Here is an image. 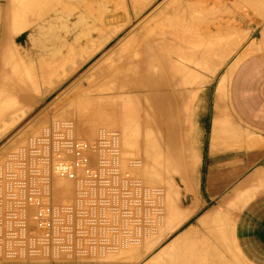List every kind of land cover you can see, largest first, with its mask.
Here are the masks:
<instances>
[{
    "label": "bare ground",
    "instance_id": "6f19581e",
    "mask_svg": "<svg viewBox=\"0 0 264 264\" xmlns=\"http://www.w3.org/2000/svg\"><path fill=\"white\" fill-rule=\"evenodd\" d=\"M55 1L58 0H0V60L2 61L0 121L5 123L2 125L0 122V132H3L2 128L5 126L7 129L15 127L16 122L22 119L20 117H25L33 105L41 102L43 95L50 90L48 87L56 85L57 81L61 85L63 80L68 79L60 87L64 91V89L67 90V86H70L68 85L70 81L76 77L80 78L76 79V82L74 81L73 88L70 86V89L77 90L76 93L78 88L81 91L80 88L87 79L95 76L98 77L97 80L95 77V80L91 81L92 84L89 82L86 85L91 84L88 88L84 86L85 89H81L84 92H87L86 89L91 90L92 93L96 91L98 94H93V99L91 98L92 94L90 97L88 95L89 99L86 98L89 92H85L86 95L81 92L85 97L83 95L81 97L79 93L78 98L76 97L77 100L74 98V101L70 97V99L72 98V102H69L70 106L67 104L69 106L67 108L65 105L61 108L62 111L69 115L70 112H73L71 109L75 108L86 113L88 108L93 111L97 109V105H100L101 109L104 106L114 105L118 109L116 113L119 112V115L123 117L121 122L117 120V123L125 130H117L118 132L102 130L99 131L96 138H91V135L96 133L95 131L90 132V129L95 128L94 130H96L97 122L95 125L84 124L87 122L85 117L89 112L83 113L84 119L80 114L77 120L75 116L71 115L67 116L71 120L63 119L64 116L62 118L56 116L54 117L55 121H52L53 123L49 127L45 126L41 132L37 130V126L34 127V136L29 141H23L25 145L17 147L18 154H11L9 161L3 166L1 162L0 191L2 192L4 189L11 191V185L15 184L14 180H18L23 185H40L44 189L39 188L38 191L45 193V205L54 207L67 205L70 208L71 206H82L83 201L86 203L85 199H88L91 204H95L96 197H100V199L106 197L105 200L99 199L100 203L111 202V204L97 205L93 208L92 214L101 215L102 218L98 225L93 222L91 228L95 229L98 226L97 228L101 229L103 233L104 227L111 223L110 226L115 234L111 240L113 243H100L98 246L88 245L98 249L94 251L63 253L57 249V245H52L53 249L50 250V253L8 251L6 254L10 257L17 255V258H21L17 264H35L37 259L47 261L46 264H78V257L84 259L85 264H94L96 261L93 258L100 257L99 261H105L102 259H114L118 255H125V258L129 256L128 264H145L147 260H150L149 264H205L206 257H197V245L194 241H181L182 238L176 236L178 240H171L169 244L163 245L158 252L151 256V259L146 261H143V257L156 246L152 241L157 240L156 242L159 244L162 238L158 235L153 236L155 231H153L154 234H151L150 239L145 237V246L148 251L146 248L136 245L135 241L139 242L140 238L137 239V237H141L145 232V221L147 216H150V206H156L160 202L166 207L165 223L158 228L160 236H163L164 233L166 236L168 232L176 229L187 217L185 214L187 212L175 207L181 199V189L175 178L178 175L180 177L185 175L195 164L194 148L191 144L195 139L192 125L197 124V113H201L203 108V95L206 93L207 87L215 80L218 72L240 45L250 37L252 31L245 30L248 26L243 28L246 25L243 22L247 21V16L243 17L245 16L244 11H240L233 14L232 22L229 18L230 24H228L229 20L221 22L222 15L228 11L225 12L224 0V3L219 1L221 4L218 1L211 3L213 7L217 6L215 3H218L220 7L215 9L220 12H217L218 10L214 12L215 9L213 11L210 4L208 5L210 10L208 7L204 9L202 7L199 11H194V9L197 10L198 5L202 4L195 0H149V3H145V0H67V6H65L70 8V13L79 7L81 9L75 13L77 19L73 20L74 22L68 21L67 26L64 29L61 28L67 34L65 40L66 35L64 36L59 32L60 29L54 26L56 17L51 15V18H45L46 16H44L47 15V12H54ZM72 1H76L74 7H70L73 4ZM207 2H203L204 6ZM252 2L254 3V1ZM259 3H254L255 6L259 5L256 11L264 16V0ZM229 4L231 7H236L239 2L235 3V6L232 3ZM145 7L147 9L153 7L150 12L146 13L148 14L146 17ZM223 8H225L224 11H222ZM248 8L244 7V10L248 11ZM232 12L235 11L226 13V16L228 17L229 13L232 15ZM218 15H221L220 22ZM41 16L44 18L42 19ZM227 17L224 19L226 20ZM254 19L250 21L254 22ZM197 23L199 26L207 23L204 27L202 26L205 31H199ZM212 25L215 27H211ZM262 31L264 36V29ZM25 34L27 35L25 36ZM114 40L116 43L113 44ZM31 45L41 48L50 57L49 61L43 60L40 63L38 61L37 64L40 66H35L34 59H28L25 55L31 50ZM261 49H264V42L258 43L254 39L246 48L244 55ZM181 57L185 61L179 63L178 58ZM234 69H229L221 78L219 89L224 93L227 92V85ZM83 75L85 81L82 78ZM47 81H49V85L46 83ZM44 84L47 86L46 90ZM130 87L140 88V91L126 92L125 89ZM63 93L68 95V92ZM79 97H84V99H79ZM143 106L144 114L140 120L144 121V125L136 112L139 107ZM131 110L133 112L130 113ZM93 113H91L92 117L95 115ZM119 115L114 114V117L117 118ZM223 120H217L220 127L222 125L220 121L223 122ZM9 122H12L10 127H8ZM223 123L225 127L230 124V122ZM24 130L28 131L29 128ZM24 130L23 132H25ZM22 134H20L22 138L26 136V133L23 136ZM77 135H89L90 138H80ZM15 136L18 137V135ZM200 136L201 131L198 130L196 139H200ZM216 136L218 137V135ZM108 137L109 139H106ZM103 145L110 148H104ZM5 149L8 150V148ZM15 150L17 151V149ZM188 157H191L190 163H186ZM0 161L2 160L0 159ZM8 170H12V172H8ZM72 172H74L73 175H71ZM133 174H137L136 177L140 176L136 187H134L136 180H134ZM17 176H20L21 180ZM142 176L145 177V180ZM185 177L187 178V174ZM145 183H148V186ZM151 184L154 187L156 184L162 186L150 188ZM144 185L147 186L145 191L143 190ZM24 194L25 192L22 194L16 191L10 192L9 196L18 201L10 199L5 201L9 205L18 202L15 204L22 210L21 216L25 218L21 223L26 226L28 221L33 222L34 220V234L32 232L30 237L38 236L41 231L35 217L40 215V207L32 200L25 201L23 198H18ZM143 198H147V200L143 201ZM0 200L4 201V199ZM108 213H111L114 219H104L105 216L109 217ZM44 215H48V213H44ZM210 218L214 221L213 217ZM216 220L218 219L216 218ZM223 223L227 225L222 226ZM223 223L219 228V242L230 254L233 251L227 235L228 221ZM118 224L125 226L126 229L130 227L127 230V238L119 231L125 228L121 227L120 229ZM80 227H82L80 231L83 235L81 238L86 239L84 225L81 223ZM22 230L24 233L25 227H22ZM136 233L141 236H136ZM85 239H80V245H85ZM142 240L144 239L142 238ZM1 246L2 244H0ZM62 246L59 245L60 248ZM142 249H145L146 252ZM193 249L195 250L193 251ZM0 254L4 253L0 252ZM28 255L35 260H24ZM226 259L228 258L226 257ZM108 264H112V262Z\"/></svg>",
    "mask_w": 264,
    "mask_h": 264
},
{
    "label": "crops",
    "instance_id": "0c3cea01",
    "mask_svg": "<svg viewBox=\"0 0 264 264\" xmlns=\"http://www.w3.org/2000/svg\"><path fill=\"white\" fill-rule=\"evenodd\" d=\"M263 27L264 22L256 27V32L261 28L262 37L258 39L255 33L241 55L254 39L264 42ZM1 66L0 60V69ZM220 81L214 92L213 83L210 86L207 109L192 125L195 164L186 173L188 179L186 174L175 178L181 189L180 203L175 207L189 215L185 213V220L168 232L158 247L182 238L181 241H194L197 256L206 257L205 264H214V256L223 257L221 264H264V49L238 62L226 93L219 89ZM216 119L231 125L227 129L228 125L220 121V127ZM198 130L200 139H196ZM189 159L186 163L191 162ZM165 213L158 217L156 233L165 223ZM227 221L233 251L230 254L218 237L221 224Z\"/></svg>",
    "mask_w": 264,
    "mask_h": 264
},
{
    "label": "rangeland",
    "instance_id": "374dc122",
    "mask_svg": "<svg viewBox=\"0 0 264 264\" xmlns=\"http://www.w3.org/2000/svg\"><path fill=\"white\" fill-rule=\"evenodd\" d=\"M60 1V2H59ZM161 1V0H160ZM196 2H202V4H200V5H198L197 6V10H195L194 9V11H199L202 7H203V9L206 7H208L209 8V4H210V8H211V6H212V8L211 9H213V11H214V9L217 7H220V5H218V3H219V1L220 0H202V1H200V0H195ZM205 1H208L207 3H206V6H204V4H203V2H205ZM217 2L218 1V3L216 4L215 3V5H217V6H215V7H213V5L211 4V3H214V2ZM244 1V3H241V2H243ZM243 1H241V0H236V1H234L233 0V2H232V0L231 1H227V2H229V3H232V5L233 6H235L236 4H238V2H239V5L237 6L236 5V7H231L230 5L231 4H229V3H227L226 2V0H224V2H223V0H221L220 2H222V3H224V5L226 6V10H225V8H223V10L222 11H224L225 10V12L228 14V12H231V11H235V12H232V15H230V13H229V15H228V17L226 16V13L224 14V12H221L222 14H224V15H222V21H221V15H218L219 17H220V20H219V22L221 21V22H226V21H228L229 20V18L231 19V22H232V18H233V14H237V12H242V11H244L243 13H245V16H243V17H246L247 16V21L246 22H243V23H245L246 25H244L243 26V28H246L247 26V28L245 29V30H251L252 31V33H251V35H250V37L249 38H247L241 45H240V47L235 51V53L231 56V58L227 61V63L225 64V66L218 72V75H217V77L215 78V80L212 82L213 83V85H212V83L207 87V91H206V93L203 95L204 96V105H203V108H202V110H201V113H197V122H198V120H199V116H201L202 115V113H203V110L204 109H207V103H208V91H209V88H210V86L212 85V87H211V91H215L216 90V87H217V82L221 79V77L226 73V72H228V70L229 69H234L236 66H237V64H238V62L242 59V58H244L245 57V55L244 54H242L241 55V52H242V50L244 49V47L250 42V40H251V38L254 36V34L256 33V37L258 38V39H260L261 37H262V32H261V28H259L258 29V31L256 32V27H259L263 22H264V16H262V15H260V13H258L257 11H256V8H257V6H259V5H257V6H255V2L256 3H259V2H262L263 0H248L247 2L245 1V0H243ZM252 1H254V3L252 2ZM62 2V3H61ZM67 0H58L57 2L55 1V6H54V12L53 11H50L49 13H50V15H48L49 13L47 12V15H44V16H46L45 18H51L52 16L51 15H53V17L55 16L56 18V20H54L55 22H56V24L54 25L55 27H57V28H59L60 30H59V32H61L62 34H64V36H65V40H66V38H67V34L64 32V30H61V28L63 27V29L65 28V26H67V22L68 21H70V22H72L73 20H75V19H77V15L75 14V13H77V11L79 10V9H81V7H79V9H74L73 10V12L72 13H70L71 12V10H70V8H67L66 6H67ZM70 2V1H69ZM76 3V1H72V3L73 4H71L70 5V7L71 6H73V5H76L75 3ZM59 3V4H58ZM65 3V4H64ZM145 3H149V0L148 1H146L145 0ZM197 3V4H198ZM227 3V4H226ZM236 3V4H235ZM250 3V4H249ZM219 4H221V3H219ZM242 4V5H241ZM244 4V5H243ZM247 4V5H246ZM252 4H253V6H252ZM260 4V3H259ZM66 5V6H65ZM227 5H229V6H227ZM243 6V7H242ZM74 7V6H73ZM228 7H229V9H228ZM239 9H238V8ZM244 7L246 8H248V7H251L250 9L248 8V11H246V10H244ZM77 8V7H76ZM146 9H145V17L146 16H148V14H146V13H148V12H150L151 10L150 9H152L153 7H149L148 9H147V7H145ZM210 8H209V10H210ZM232 8H233V10H232ZM234 8H235V10H234ZM238 10H237V9ZM56 9V10H55ZM241 9H243V10H241ZM70 10V11H69ZM216 10H218V9H215V11L214 12H216ZM237 10V11H236ZM60 11H62V12H60ZM212 11V13H214ZM246 11V12H245ZM217 12H220L219 10L217 11ZM248 12V13H247ZM42 14V13H41ZM249 14V15H248ZM251 14V15H250ZM133 15V14H132ZM213 15V14H212ZM44 16H41V18L43 19L44 18ZM51 16V17H50ZM70 16V17H69ZM210 16V15H209ZM219 17H217V19H219ZM225 17H227L226 18V20L224 19ZM232 17V18H231ZM251 17V18H250ZM253 18H255L253 21L254 22H252V21H250V20H252ZM216 19V18H215ZM74 22V21H73ZM229 23L228 24H230L231 22H230V20L228 21ZM208 23V22H207ZM207 23H204V24H202V26L204 27V25H206ZM198 24V23H197ZM227 24V23H226ZM201 25V24H200ZM197 26H199V24L197 25ZM202 26H199V31H201V30H203L202 29ZM208 26V25H207ZM206 26V27H207ZM205 27V28H206ZM211 27H215V26H211ZM208 29H209V27H207ZM215 29V28H214ZM203 31H205V29L203 30ZM202 32V31H201ZM27 34H25V36H26ZM61 36V35H60ZM24 39V38H23ZM60 39H61V37H60ZM58 42H60V41H58ZM113 44L114 43H116V40H114L113 42H112ZM60 46V45H59ZM59 46H57V47H59ZM31 47V50L27 53V54H25L26 56H27V58L28 59H34V65L35 66H40V65H38L37 64V62L39 61V63L41 62V61H43V60H46V61H49V56L41 49V48H35L33 45H31L30 46ZM23 50V49H22ZM245 52V51H244ZM241 55V56H240ZM240 57V58H239ZM181 60V61H180ZM183 60V61H182ZM178 61H179V63H181V62H184L185 61V59L184 58H178ZM93 62V61H92ZM90 64H91V62H90ZM89 64V66H91ZM96 77V76H95ZM95 77H93V78H90L89 80L87 79L86 81H85V79H84V75H83V79H84V85L81 87V88H83V89H85V87H87L88 88V86H90L92 83H91V81L92 80H95ZM76 79H80V78H75L74 80H72V81H70V83L68 84V85H70L72 88L74 87V83L77 81ZM98 79V77H96V80ZM68 80V79H67ZM67 80H63V82H61V85H60V82L58 83V81H57V84L56 85H52V84H50V85H52V87H48V88H50V90H48V88H47V90L48 91H46V93L47 94H44L43 95V100L41 101V102H39L38 104H35V105H33V107L30 109V110H28L27 111V113L25 114V117L23 116H21L20 118H22V119H20V121L18 120V122H16L17 124H16V126L15 127H11V128H8L7 129V127L5 126V128H2L3 129V132L1 133L0 132V159L2 160V161H0V164H1V162H2V166L3 165H5V163L7 164V162L9 161V158L11 157L10 155L11 154H18V152H19V150H18V148L17 147H20L21 145H25V143L23 142V141H29L33 136H34V132H33V130L35 131V128H36V126L38 127L37 128V130L38 131H42V130H44V127L45 126H50L51 125V123H53L54 121H55V119H54V117H56V116H60L61 118H62V116H64V118L63 119H69V118H67V116L69 117V115H71L72 117L73 116H75L76 118V120H77V117L81 114V116L83 117V119H84V117H85V115L84 114H87L88 112V114L86 115L87 117H85V120L87 121V122H85L84 124L85 125H95V123L97 122V127H96V130H94L95 128H93V129H90V132H93V131H95V135H91V138L92 137H94V138H96L97 136H98V133H99V131H102V130H105V131H110V130H114V131H117V130H119V131H123V130H125L124 129V127H120V125L117 123L118 121H120L121 122V120L123 119V117H121L120 115H119V112H117L116 113V111H118V109H117V107H115L114 105H106L107 107H103V109H105L104 111H108L107 113L105 112L104 113V111H102L103 109H101L100 108V105H97L98 107H97V109H95L94 111L93 110H88L87 109V111L88 112H86L85 110V112L86 113H82V110L81 111H79V109L77 110V108H75V109H71L73 112H70L69 113V115H67V113L66 112H64V111H62L63 109H61V108H63L65 105V107H67L68 105L67 104H69V106H70V103L69 102H72V98H73V101H74V98L76 99V97L78 96V94L80 93V95H81V97H82V93L84 92V90L83 89H81L80 88V90L81 91H79V88H78V92H76L75 93V91H77L75 88L74 89H70L71 87L70 86H67L68 88H67V90L66 89H64V91H63V89H60V87L67 81ZM62 81V80H61ZM75 81V82H74ZM49 81H47L46 83H48ZM89 82L91 83L90 85H88V86H86L87 84H89ZM45 83V84H46ZM44 84V85H45ZM72 84V85H71ZM47 85V84H46ZM45 85V90H46V86ZM48 85H49V83H48ZM57 86V87H56ZM85 86V87H84ZM55 87V88H54ZM66 88V87H65ZM63 91V92H68V95H66L65 93H61V91ZM71 90V91H70ZM74 90V91H73ZM83 90V91H82ZM87 90V92H91V90L90 91H88V89H86ZM126 90V92H135V91H140V88H135V87H130V88H128V89H125ZM143 90V89H142ZM70 91V92H69ZM73 92V93H72ZM82 92V93H81ZM86 92V91H85ZM85 92H84V94H85ZM86 92V93H87ZM60 93H61V95H60ZM89 93H87V97L86 98H88V95H89V97H90V95H91V98H92V96H93V94L95 95L96 93L98 94V92H96V91H93V93L91 92L90 94ZM50 94V95H49ZM73 94H74V96H73ZM76 94V95H75ZM62 95H66V96H62ZM86 95V94H85ZM62 96V97H61ZM84 96V95H83ZM70 97H72L71 99H70ZM85 97V96H84ZM84 97L83 98H80L79 97V99H84ZM62 98V99H61ZM78 98V97H77ZM86 98H85V100H86ZM69 101H68V100ZM89 99V98H88ZM93 99V98H92ZM45 100V101H44ZM77 100V99H76ZM65 103V104H64ZM58 104H60L61 105V107H60V105L58 106ZM64 104V105H63ZM72 105V104H71ZM68 106V107H69ZM67 107V108H68ZM34 108V109H33ZM94 108V107H93ZM101 109V111H100V109ZM108 108H110L109 110H111L110 112H109V110H108ZM113 108H116V109H113ZM64 109H66V108H64ZM86 109V108H85ZM67 110H70V109H67ZM75 110V111H74ZM142 110H144V106L141 108V107H139V109L136 111L137 113H138V116H139V120L140 119H142L141 117H143V112H142ZM95 112V113H93V112ZM115 111V112H114ZM103 112V113H102ZM112 112V113H111ZM129 112V111H128ZM131 112H133L132 110L130 111V113ZM91 113H93V114H95V115H93L94 117H92V114ZM125 113V112H124ZM73 114V115H72ZM84 116H83V115ZM102 114V115H101ZM107 114V115H106ZM114 114H117V115H119L117 118L116 117H114ZM104 115V116H103ZM106 115V116H105ZM70 116V117H71ZM59 117V118H60ZM101 117H102V120H101ZM113 117H114V119H113ZM110 118H112V119H110ZM95 119V120H94ZM69 120H71V118L69 119ZM90 120H91V122H90ZM104 120H108L107 122H105ZM113 120L115 121V124L113 123ZM118 120V121H117ZM53 121V122H52ZM141 121V123H142V125H144V121H142V120H140ZM1 122V124L2 123H4V122H2V121H0ZM10 123V124H9ZM8 124H9V126L8 127H10L11 125H12V122H9ZM5 124V123H4ZM4 124H2V125H4ZM101 124V125H100ZM26 126V127H25ZM35 127V128H34ZM28 129L29 128V130L28 131H26V130H24V129ZM4 129H5V132H4ZM22 129V130H21ZM17 130V131H16ZM23 130L25 131V132H23ZM18 132V133H17ZM29 132V133H28ZM33 132V133H32ZM118 132V131H117ZM16 133V134H15ZM24 134V133H26V136H24L23 138L21 137V135L20 134ZM23 134H22V136H23ZM41 134V133H40ZM94 134V133H93ZM15 135H18V137L17 136H15ZM25 135V134H24ZM109 135V134H108ZM13 136H14V138H13ZM78 136V135H77ZM21 137V139H23L22 141H21V139H19ZM78 137H80V138H90V136L89 135H84V136H78ZM11 139H12V141H11ZM13 139H15L14 141V145L12 146V142H13ZM106 139H109V137L108 138H106ZM16 140H17V142H16ZM11 141V142H10ZM22 142V143H21ZM3 143V144H2ZM11 143V144H10ZM17 143V144H16ZM3 145V146H2ZM7 145H8V147H7ZM5 146V147H4ZM12 146V147H11ZM1 147H3L2 149H1ZM102 147H104V148H110V147H108V146H105V145H103ZM112 147V146H111ZM5 148H8V150L7 149H5ZM15 149H17V151L15 150ZM5 150V151H4ZM109 151V150H108ZM5 152V153H4ZM112 153V152H111ZM107 157H108V155H107ZM5 159H7V160H5ZM4 163V164H3ZM105 171H106V169H104ZM133 170H135V169H133ZM133 176H135V177H133L134 178V180H136V183H135V186L134 187H136V185L139 183V181H140V176L138 175V177H136L137 176V174H133ZM142 178H144V180H145V177H143L142 176ZM148 181V180H147ZM147 181H145V182H147ZM147 186H148V183H145ZM146 185H144V191H145V188H147V186ZM31 186V185H30ZM143 186V185H142ZM162 185L161 184H158V186H157V184H156V186L155 187H161ZM154 186H152V184H151V186H150V188H155ZM40 189H44V188H40ZM10 192H15V191H13V190H9V189H4L2 192L0 191V199H4V201H1L0 200V233H1V237H2V239L0 238V244H2V246L0 247V252H3L4 254H0V264H17V261L20 259L21 260V258H17L16 256L15 257H10V255H8V254H6V252H8V251H16V252H21V251H26V252H31L32 251V247L34 246V243H27V242H25L24 240H22L20 237L18 238V242L16 241V239H15V237L16 236H20V233H21V237H22V235H26L27 237H30V235H32L31 233L33 232V234H34V231H33V229H34V226L33 225H35V223H34V220H33V222H31V221H28L27 222V225L26 226H24V223H21V221L22 220H25V218H23L21 215H22V210H20V208L18 207V205L17 204H15V203H18V202H14V203H12V204H8L7 203V201H5V200H7V199H10V200H14L12 197H10L9 196V193ZM8 193V194H7ZM144 193V192H143ZM7 194V197H5V195ZM22 194V193H21ZM25 194H26V192H25ZM145 200H147V198H143V201H145ZM157 200V199H156ZM159 202V201H158ZM73 204H77V203H74V202H72ZM148 208V207H147ZM147 208H146V212H147ZM151 211V212H150ZM164 211H166V207H164V205L163 204H161L160 202L156 205V206H150L149 207V215L150 216H147L148 218H146V221H145V232H144V228L142 229V231L144 232L143 233V235L141 236V235H139L138 233H136V236L137 235H139V236H141V237H137V239L138 238H140L139 240L141 241H139V242H136L135 241V244L137 245H140L142 248H146V246H145V237H146V239H147V237L150 239L151 238V234H154L153 233V231H155V228L157 227V221H158V217H162L163 216V212ZM12 213H13V215H12ZM147 215V214H146ZM75 216H77V215H75ZM151 216H153V217H151ZM106 217V216H105ZM108 217V216H107ZM110 217V216H109ZM20 222V223H19ZM148 222V223H147ZM80 224L81 223H79L78 224V227L80 228V229H82V227H80ZM111 224V223H110ZM110 224H107L106 225V227H104V229L105 230H110L109 231V233H110V235H109V238L108 239H110L111 237V234L112 235H114L115 234V232H114V230L111 228V226H110ZM148 226H147V225ZM153 224V225H152ZM28 226V227H27ZM120 227H124L125 229H126V227L125 226H122V225H119ZM136 226V225H135ZM150 226V227H149ZM152 226V227H151ZM10 227V228H9ZM22 227H25V232L23 233V230H22ZM129 227V226H128ZM127 227V228H128ZM85 228V227H84ZM123 229V228H122ZM128 229H130V227L128 228ZM135 229H136V227H135ZM135 229H133L134 230V232H135ZM149 229H151V230H149ZM137 231V230H136ZM82 231H80V233H81ZM86 232V231H85ZM151 232V233H150ZM11 233H16V234H11ZM124 235V234H123ZM159 236V237H161L162 238V240H163V236L165 235V233H164V235L163 236H160L159 235V231L157 232V234H156V232H155V234L153 235V236ZM81 236H83V235H81ZM134 236H135V234H134ZM150 236V237H149ZM159 237H158V239H159ZM142 238L144 239V240H142ZM86 239H88L87 238V236H86ZM105 240H107V239H104V241ZM161 240V239H160ZM162 240L160 241V243L159 244H162ZM144 241V242H143ZM157 240H154V241H152V242H154L155 244H156V246H155V248H153V249H151V250H149V252H151V253H149L148 252V254L146 255V256H144L143 257V261H146L147 259H151L152 257L151 256H153V254H155L156 252H158L160 249H161V247H158L159 246V244H158V242H156ZM80 242H81V240H80ZM80 242H79V244L77 245V247H80L81 249H80V252H82V251H94V250H98V249H95V247L94 248H92V247H89L90 245L91 246H98L99 244H100V242H98V243H90V242H88V241H86L85 240V245H80ZM102 242V241H101ZM112 241L110 240V243H111ZM151 242V245L153 244ZM102 243H104V242H102ZM110 243H105V244H110ZM141 243V244H140ZM166 243V242H165ZM164 243V244H165ZM134 244V245H135ZM143 244V245H142ZM158 244V245H157ZM89 245V246H88ZM24 247V248H23ZM26 249H29V250H26ZM158 249V250H157ZM146 250L148 251V249L146 248ZM195 249H193V251H194ZM142 251H145V249H142ZM197 251V250H196ZM146 252V251H145ZM79 253V252H78ZM80 255V254H79ZM78 255V256H79ZM81 256V255H80ZM125 256V255H124ZM124 256H121V255H118V257L116 258H111V259H106V258H104V259H102V260H105V261H99V258L100 257H97V258H93V259H95V261L98 263V264H108L109 262H112V264H128V262H130V261H127V258H129V256L127 257L126 256V258L124 257ZM91 257V256H90ZM198 258H204V256H197ZM39 258H41V259H46L45 257H39ZM35 260V258H32V256H30V255H28V257L27 258H24V260ZM51 259V258H50ZM101 259V258H100ZM125 259H126V261H125ZM78 264H85V262H84V259H82V258H80V257H78ZM130 260V259H129ZM213 260H214V264H221V256H214L213 257ZM148 261V262H147ZM146 262H145V264L146 263H148L149 264V261L150 260H147ZM94 263V264H97V263ZM132 262V261H131ZM140 262V261H139ZM47 263V261H44V260H40V259H37L36 260V263L35 264H46ZM50 264V263H49ZM130 264V263H129ZM138 264V263H137ZM140 264V263H139Z\"/></svg>",
    "mask_w": 264,
    "mask_h": 264
},
{
    "label": "built area",
    "instance_id": "2783aa9c",
    "mask_svg": "<svg viewBox=\"0 0 264 264\" xmlns=\"http://www.w3.org/2000/svg\"><path fill=\"white\" fill-rule=\"evenodd\" d=\"M8 172H12V170H8ZM19 173V172H17ZM70 173V172H69ZM74 172H72L71 175H73ZM97 176V174H95ZM17 178H20V176H17ZM15 184L11 185V189L13 191H16L17 193L26 192V194L21 195L18 198H23L25 201H34L40 208V215L35 217L37 226L40 228V235L34 236V237H27L26 235L16 236L15 239L18 242V238L20 237L25 242L34 243V246L32 247V252H51L50 250L53 249L51 247L52 245H57V249L59 251H62L63 253L67 252H80V247H77V244H79L82 234L80 233V228L78 227V224L81 222L85 228L83 230L86 231V235L88 239H85L86 241L90 243H110V240H113V235L111 234V238H109V231L110 230H104L102 233L101 229H98L97 227L95 229L91 228V224L96 223L98 225L102 218L101 215H93L92 210L97 205H104V204H111V202H101L100 200L107 199L106 197L100 199V197H96V203L91 204L88 202V199L86 200V203L83 201L82 206H71L67 207V205H63L60 207H54L53 205H45V193L43 191H38L39 188H43L42 186H30V185H23L18 182V180H14ZM100 199V200H99ZM14 201H18L17 199ZM20 201V200H19ZM20 204V203H19ZM100 208V207H99ZM98 208V209H99ZM44 213H48V215H44ZM75 214V215H72ZM110 217H104V219L112 220L114 219L113 215L111 213H108ZM69 225H71V228H69ZM120 229L121 227L119 224L117 225ZM112 228V227H111ZM127 230L128 229H121L122 234H124V237L127 238ZM101 233V234H99ZM16 234V233H11ZM0 238L1 233H0ZM104 239H107L104 241ZM102 241V242H101ZM113 243V242H112ZM59 245H63L61 248ZM29 250V249H26Z\"/></svg>",
    "mask_w": 264,
    "mask_h": 264
}]
</instances>
